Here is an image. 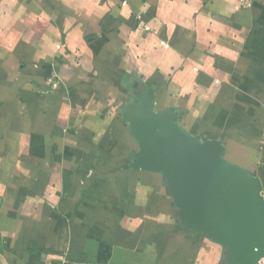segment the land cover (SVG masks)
I'll return each mask as SVG.
<instances>
[{
    "label": "crops",
    "instance_id": "1",
    "mask_svg": "<svg viewBox=\"0 0 264 264\" xmlns=\"http://www.w3.org/2000/svg\"><path fill=\"white\" fill-rule=\"evenodd\" d=\"M140 95L264 196V0H0V264H222L130 168Z\"/></svg>",
    "mask_w": 264,
    "mask_h": 264
},
{
    "label": "water",
    "instance_id": "2",
    "mask_svg": "<svg viewBox=\"0 0 264 264\" xmlns=\"http://www.w3.org/2000/svg\"><path fill=\"white\" fill-rule=\"evenodd\" d=\"M121 118L138 150L135 171L160 174L184 233L223 249L222 264L264 263V196L256 173L228 161L219 139H202L173 110L140 95Z\"/></svg>",
    "mask_w": 264,
    "mask_h": 264
},
{
    "label": "built area",
    "instance_id": "3",
    "mask_svg": "<svg viewBox=\"0 0 264 264\" xmlns=\"http://www.w3.org/2000/svg\"><path fill=\"white\" fill-rule=\"evenodd\" d=\"M142 29L144 31H149L148 27L146 26H143ZM48 85L51 86L52 88H55L57 86V82H55V79L52 77V78H49L48 81H47ZM55 264H70L69 262H67L66 260L64 259H61L59 260L58 263H55Z\"/></svg>",
    "mask_w": 264,
    "mask_h": 264
},
{
    "label": "rangeland",
    "instance_id": "4",
    "mask_svg": "<svg viewBox=\"0 0 264 264\" xmlns=\"http://www.w3.org/2000/svg\"><path fill=\"white\" fill-rule=\"evenodd\" d=\"M262 264H264V263H262Z\"/></svg>",
    "mask_w": 264,
    "mask_h": 264
}]
</instances>
